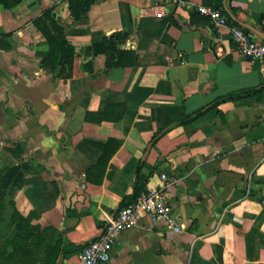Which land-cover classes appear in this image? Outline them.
Returning a JSON list of instances; mask_svg holds the SVG:
<instances>
[{"label": "crops", "instance_id": "1", "mask_svg": "<svg viewBox=\"0 0 264 264\" xmlns=\"http://www.w3.org/2000/svg\"><path fill=\"white\" fill-rule=\"evenodd\" d=\"M202 4L227 25L217 29ZM49 7L76 49L70 75L42 62L48 43L34 21ZM263 17L264 0H94L79 19L67 0L0 8V169L22 166L23 177L5 199L79 245L57 264H82L77 252L107 217L136 186L162 185V173L176 179L168 201L183 230L145 215L101 264H264V97L211 106L264 86V62L242 54L230 30L263 40ZM117 31L130 55L110 66L113 50L93 44ZM6 212L0 232L11 236Z\"/></svg>", "mask_w": 264, "mask_h": 264}, {"label": "trees", "instance_id": "2", "mask_svg": "<svg viewBox=\"0 0 264 264\" xmlns=\"http://www.w3.org/2000/svg\"><path fill=\"white\" fill-rule=\"evenodd\" d=\"M23 0H0V8L12 9ZM69 9L74 18L79 19L86 13L94 0H67ZM54 7L45 9L43 14L35 19V24L43 32L47 43L48 53L43 59V65L49 67L52 71L59 74H71L73 57L76 49L67 39L64 28L58 23ZM50 18L51 23L46 19ZM126 34L120 31L114 32L109 36H104L101 42L93 44V52H106L113 50L115 59L110 60L108 65L126 64L127 61L120 57L129 58L130 52L120 48L126 40ZM112 54V55H113ZM264 86L242 89L227 93L218 97L211 106H217L221 102L240 99L245 96L257 95L260 99L264 97ZM206 108L199 109L190 114H184L183 117L175 123H185L195 117L200 116ZM167 125L153 136V143L169 128ZM109 157L101 156L99 162L107 161ZM22 166L14 165L0 169V219L5 218L8 208H11L9 225L15 227V233L11 236L3 235L0 232V264H57L59 257L66 252L78 248L79 245H72L66 242L62 233L58 232L54 226H41L33 223V218L39 216L36 212L24 215L17 207L10 196L23 184ZM140 192L136 186L135 194ZM135 195V196H136Z\"/></svg>", "mask_w": 264, "mask_h": 264}, {"label": "built area", "instance_id": "3", "mask_svg": "<svg viewBox=\"0 0 264 264\" xmlns=\"http://www.w3.org/2000/svg\"><path fill=\"white\" fill-rule=\"evenodd\" d=\"M198 11L207 16L217 29H221L228 23L227 17L219 7L202 4L198 6ZM261 25L264 27V17ZM230 30L236 48L242 54L249 59L264 62V39H254L249 31L240 26L232 25ZM161 178L164 181L162 185L140 191L132 201L107 217L100 233L77 252V257L82 264L107 263L119 235L137 226L145 215H148L153 223L163 222L173 231L183 230L178 218L171 211L168 201L167 186L175 183L176 179L168 178L165 173H162Z\"/></svg>", "mask_w": 264, "mask_h": 264}, {"label": "rangeland", "instance_id": "4", "mask_svg": "<svg viewBox=\"0 0 264 264\" xmlns=\"http://www.w3.org/2000/svg\"><path fill=\"white\" fill-rule=\"evenodd\" d=\"M16 6H17V5H16ZM16 6H15V7H16ZM13 8H14V7H13ZM46 21L49 22V23H51V19H50V18H47ZM4 223H6V222H4Z\"/></svg>", "mask_w": 264, "mask_h": 264}]
</instances>
